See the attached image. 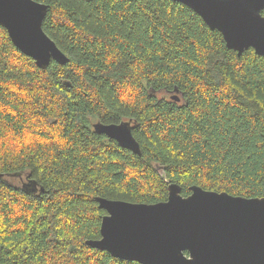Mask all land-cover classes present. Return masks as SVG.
<instances>
[{
    "label": "trees",
    "instance_id": "16d2710c",
    "mask_svg": "<svg viewBox=\"0 0 264 264\" xmlns=\"http://www.w3.org/2000/svg\"><path fill=\"white\" fill-rule=\"evenodd\" d=\"M34 1L69 61L39 69L0 26V264H138L86 245L97 197H264L263 57L172 0ZM123 121L140 156L92 128Z\"/></svg>",
    "mask_w": 264,
    "mask_h": 264
},
{
    "label": "water",
    "instance_id": "95a60500",
    "mask_svg": "<svg viewBox=\"0 0 264 264\" xmlns=\"http://www.w3.org/2000/svg\"><path fill=\"white\" fill-rule=\"evenodd\" d=\"M193 10L218 31L229 50L241 56L253 49L264 58V0H172ZM48 7L34 0H0V26L13 45L45 70L68 58L42 29ZM171 99L180 102L174 95ZM94 132L140 156L131 121L95 122ZM35 191L36 184L24 186ZM181 196L168 186L165 202L138 204L97 197L105 211L100 239L89 247L138 264H264V197L244 198L190 187ZM187 253V255L185 254Z\"/></svg>",
    "mask_w": 264,
    "mask_h": 264
}]
</instances>
